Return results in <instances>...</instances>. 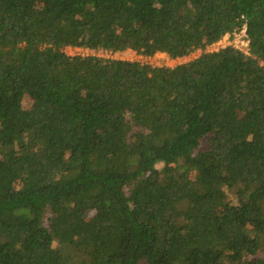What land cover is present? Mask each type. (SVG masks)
I'll use <instances>...</instances> for the list:
<instances>
[{"label":"trees","instance_id":"1","mask_svg":"<svg viewBox=\"0 0 264 264\" xmlns=\"http://www.w3.org/2000/svg\"><path fill=\"white\" fill-rule=\"evenodd\" d=\"M0 264H264V0H0Z\"/></svg>","mask_w":264,"mask_h":264},{"label":"rangeland","instance_id":"2","mask_svg":"<svg viewBox=\"0 0 264 264\" xmlns=\"http://www.w3.org/2000/svg\"><path fill=\"white\" fill-rule=\"evenodd\" d=\"M224 43H222L221 45H223ZM225 47V46H224ZM210 51H212V48H210ZM67 54L69 55V56H73V55H75V54H81V55H85V56H87V55H94L92 52H84V53H82L81 51H78V50H70V49H68L67 51ZM100 55V53L99 54H97L96 56H99ZM200 54H195V55H193L191 58H187V59H184V60H178V61H171V60H169L167 57H165V56H159V57H157L156 59H154V60H148L147 61V63H149V64H152V65H154V66H167V67H174V66H176V65H178V64H180V63H186V62H188L189 60H192V59H195L196 57H198ZM114 58H120V59H126V60H128V61H137V62H140V61H142L139 57H137L136 55H135V53H132V52H127V54L125 55V56H123V57H118L117 55L116 56H114ZM141 63V62H140ZM28 103L26 102L25 104H24V106H26Z\"/></svg>","mask_w":264,"mask_h":264},{"label":"built area","instance_id":"3","mask_svg":"<svg viewBox=\"0 0 264 264\" xmlns=\"http://www.w3.org/2000/svg\"><path fill=\"white\" fill-rule=\"evenodd\" d=\"M222 43L224 44L221 45ZM248 45L249 43L246 39L245 29H243L240 34L226 35L222 41L212 46L211 48H212V52H216L221 48H225L228 46H234L236 49H240L242 53L249 55ZM139 58L142 60L140 61L141 63L148 61V60L142 59L141 57Z\"/></svg>","mask_w":264,"mask_h":264},{"label":"crops","instance_id":"4","mask_svg":"<svg viewBox=\"0 0 264 264\" xmlns=\"http://www.w3.org/2000/svg\"><path fill=\"white\" fill-rule=\"evenodd\" d=\"M159 56H164V55H159ZM159 56H157V57H159ZM166 57V56H165Z\"/></svg>","mask_w":264,"mask_h":264}]
</instances>
